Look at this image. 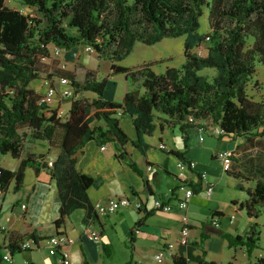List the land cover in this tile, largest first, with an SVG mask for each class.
Wrapping results in <instances>:
<instances>
[{"label": "trees", "instance_id": "trees-1", "mask_svg": "<svg viewBox=\"0 0 264 264\" xmlns=\"http://www.w3.org/2000/svg\"><path fill=\"white\" fill-rule=\"evenodd\" d=\"M21 2L36 10L25 12L10 6L6 0H0L2 153L20 158L28 139H47L51 144L58 143L74 164L76 157L71 155L91 138L98 139L102 144L118 141L123 147L120 155L127 154L124 145L130 140L145 152L149 145L145 135L155 130L157 117H164L170 126L178 125L185 140L189 127L209 129L213 124L224 129L223 136H264V100H254L248 93V84L256 71L255 61L260 60L264 64V0ZM205 8H208L211 26L208 33L200 30ZM184 34L186 59L180 66H168L164 72H157L150 63L136 68L116 63L132 51L137 41L151 44L163 37ZM248 36L254 38L252 46L247 45ZM207 37V52L199 54L194 48ZM51 44L66 50L79 44L91 45L100 56L112 61L113 73L123 72L138 84L127 89L119 101L105 96L108 78L97 79L93 69L87 70L83 81L78 80L70 70L59 69V75L50 72L44 79L55 82L56 78L67 76L73 87L67 113L60 116L58 107L61 102L40 103L42 92L33 86L34 81L40 78L41 61L52 53ZM204 67H213L216 71L213 75L201 73ZM81 90H90L96 96L91 101L74 96ZM125 114L132 117L137 130L135 138L130 137L121 123ZM23 127L30 131H22ZM176 153L186 158L183 153ZM130 164L141 172L136 162L132 160ZM46 165L53 164L30 154L20 159L17 169L0 166V189L6 191L14 181V190H20L27 166L39 171ZM74 171L75 188L87 194L93 176ZM227 171L237 177L242 176L233 170V163L231 170ZM187 182L195 192L202 190L199 179ZM246 191L247 196L240 202V207L246 210L249 217L258 218L264 208V179H258ZM148 213L150 211L145 214ZM223 213L222 210H214V214ZM64 214L62 208L61 215L55 220L57 226L63 223ZM144 218L135 223V230ZM224 236L229 245H244L252 254L260 245L259 222L253 221L245 233L224 232ZM32 237L36 238L34 234ZM22 240L17 242L10 235L8 250L11 254L22 248ZM104 250L108 253L106 244ZM172 258L175 264H189L191 259L216 264L214 260L193 255L190 249L186 255L180 251ZM85 263L93 264L88 260ZM126 264H130V260ZM252 264H264V256H259Z\"/></svg>", "mask_w": 264, "mask_h": 264}, {"label": "crops", "instance_id": "crops-1", "mask_svg": "<svg viewBox=\"0 0 264 264\" xmlns=\"http://www.w3.org/2000/svg\"><path fill=\"white\" fill-rule=\"evenodd\" d=\"M23 6L28 7L17 0V5L13 7L24 11ZM33 86L40 92L44 87L39 82ZM91 95L96 96L93 92ZM121 123L131 138L137 136L129 114L121 117ZM156 123L153 133L145 135L149 143L145 152L135 147L130 140L124 145L127 154L120 155L123 147L118 141L104 143L106 148L103 149L98 139L91 138L71 155L76 157L74 164L58 143L51 144L47 139H28L22 156L15 157L12 169H17L20 159L30 154L55 163L39 171L27 166L23 186L18 191L13 188L14 181L6 191L0 189V225H5V228L0 227V264H58L59 255L52 250L46 238L59 231L74 237V241L67 245L72 264H86L85 260L93 264H112L115 259L117 264H126L129 260L130 264H175L169 255L159 262L156 253L168 242L177 240L182 226L181 217L185 212L191 220L190 241L188 245H178L176 252L182 251L186 255L190 249L193 255L214 260L216 264H252L259 256H264V251L260 250L261 244L249 254L244 245H229L224 236V232L245 233L251 223L257 220L248 216L246 223L238 217L239 213L247 214L240 207L247 193L243 197H230V205L226 208L214 204L213 198L205 206H200V194L204 190L202 185V190L193 194L186 209L176 205L178 196L183 192L180 184L187 180L198 181L200 170H206L209 178L215 182L214 177L219 169L211 162L216 160L212 157L219 159V150L235 151L233 170L241 173L242 178L253 180L254 184L258 179H264V136L225 135L218 144H212L206 142L203 128L199 126L189 127L185 140L178 125L170 126L164 117L156 119ZM176 129H180L182 141L174 139ZM161 142L166 143L167 147H161ZM176 152L183 153L186 158H181ZM6 158L7 153L0 151V166L8 167ZM180 159H194L198 165L196 168L187 166L183 170L184 176H181L178 166ZM132 160L141 172L131 166ZM149 165L151 168H148ZM74 169L93 176L87 194L75 188ZM220 173L222 175V171ZM242 187L245 186L242 184ZM219 189L214 188V192ZM11 190L13 195L8 199ZM114 195L143 200L145 207L138 209L130 205L115 212L99 214L95 202L106 201ZM156 197L175 205L167 211L155 209ZM62 208L65 211L64 221L57 226L55 220L61 215ZM215 209L224 213L214 214ZM147 211H150L148 215L145 214ZM143 216L144 220L135 230V223ZM214 218H219V224L214 222ZM93 230L98 235L90 237L89 233ZM33 234L39 241L38 246L18 249L12 253L14 261L3 257L8 251L10 235L19 242ZM117 242L121 244L119 254L114 247ZM104 244L108 253L104 250ZM189 264L204 263L191 259Z\"/></svg>", "mask_w": 264, "mask_h": 264}, {"label": "rangeland", "instance_id": "rangeland-1", "mask_svg": "<svg viewBox=\"0 0 264 264\" xmlns=\"http://www.w3.org/2000/svg\"><path fill=\"white\" fill-rule=\"evenodd\" d=\"M6 2L11 6L17 5V0H6ZM23 8L25 12H34L36 10V8L33 6H23ZM201 22L202 25L200 30L206 33L210 32L211 26L209 22L208 8H205V12L201 16ZM185 37V34L179 36H167L151 44L142 41H137L132 51L127 54L124 58L117 60L116 63L130 66L132 68H136L144 63H150L151 67L157 72H164L168 66H180L186 59L184 53ZM253 40V36H248L247 45L252 46ZM208 43L209 39L207 37L200 45L195 46L194 50L197 51L199 54H205L207 52ZM50 46L52 53L49 57L41 61L39 65L41 68L40 78L34 81V84L35 82H39L40 84H42V87L44 86L43 90L46 89V85L43 81L44 77L48 76L50 72L55 75H59V69L72 71L75 77L80 81H83L85 79L86 72L88 69H93L96 73L97 79H103L105 77L108 78L105 96L119 101L122 100L123 95L127 89H129L132 85L136 83L138 84L137 81H131L130 78H127L125 73L123 72L113 73L111 71L112 61L108 58L100 56L94 48H88L87 44L76 45L70 50H66L65 48L60 47V54L53 53L54 46L52 44ZM255 66V75L248 84V93L252 99L257 101H263L264 64L260 60H256ZM215 71L216 69L213 67H204L200 70L201 73H207L209 75H213ZM62 87L63 86L58 84L59 91L62 90ZM91 94L92 92L90 90H81L80 92L75 93L74 96L91 101ZM60 102L62 106L68 108L70 97H63ZM52 103H57L56 98H53ZM158 115L161 116L160 113ZM159 118L161 117H157L156 119ZM123 127L125 129V126ZM21 130H27V132L30 131V129H27L26 127L21 128ZM180 134V129H176L174 139L182 141ZM202 134L206 136V142H210L212 144H218L220 139L223 138V136L219 137L209 129H203ZM212 158L216 160L212 161L211 163L215 166L216 169H219V172L216 173L217 176L214 177V183L217 184V186L215 184V188L220 187V189L216 191V193L214 192L212 196L206 195L205 191L203 190L200 194L199 205L205 206L208 201L213 198L214 204L226 208L230 205V197H232L233 195H236V197H243L247 193L246 189L248 187L254 186L255 184L253 180H249L248 178L237 177L234 174L228 173L224 170V168H222V163H220L221 161L219 159L215 157ZM6 162L8 164V167L13 168L15 163V157H13L10 153H7ZM220 171H222V175ZM219 174L221 175V177ZM242 184L245 186L244 188H242ZM12 195L13 191L11 190L9 191L8 199ZM238 217L247 223V214L242 215L241 213H239ZM257 220L259 221V229L261 230V233L263 230V235L261 234L260 239V250L264 251V208ZM114 247L117 250V253L119 254L121 244L117 242L114 244ZM117 263V259L112 261V264Z\"/></svg>", "mask_w": 264, "mask_h": 264}, {"label": "built area", "instance_id": "built-area-1", "mask_svg": "<svg viewBox=\"0 0 264 264\" xmlns=\"http://www.w3.org/2000/svg\"><path fill=\"white\" fill-rule=\"evenodd\" d=\"M88 48L93 49L91 45L87 46ZM61 49L59 46L55 45L53 48V53L60 54ZM47 58V57H45ZM46 89L42 91L41 97L39 99L40 103L43 104H51L53 98H56L57 102H60L63 97H70V100L73 96V87L70 85V80L67 76H60L55 79L54 81L44 79ZM58 84H60L62 87V90L59 91ZM67 113V108H65L62 105H59L58 107V115L65 116ZM190 119H193V117H190ZM209 130H211L213 133H215L217 136H223L225 133L224 129L217 124H213L209 126ZM203 136L201 135V138ZM161 147L166 148L167 145L164 142H161ZM101 147L104 149L106 148V144H102ZM235 151L231 149H224L219 150L217 152V157L221 160L222 166L224 170H231L232 163H233V155ZM49 164H53L52 160H49ZM198 165V162L194 159H180L178 161V166L180 167V175L184 176V168L187 166H190L191 168H196ZM148 168H151V165L148 166ZM199 180L202 182L203 188L205 192L208 195H211L214 192L215 183L209 178L208 172L206 170H200L199 171ZM183 192L182 195L178 196L176 205L179 207L186 209L189 206V201L193 194L195 193V190L193 186L188 184L187 182H182L179 186ZM134 206L135 208L141 209L145 207L143 200H131L126 195H114L109 196L106 201L98 200L95 202V208L96 211L99 214H107L111 212H115L119 208L125 207V206ZM175 204L171 201L165 200L161 197H156L154 200V208L160 209V210H170L173 208ZM25 207L26 204H23ZM182 226L180 229V234L176 241H170L167 243V245L163 248H161L156 253V258L159 262L163 261L166 255L173 256L176 251V247L178 245H188L190 241V233H191V220L189 217V214L186 212L182 215ZM214 222L216 224H219V218H214ZM1 228H5V225H0ZM98 232L93 230L91 233H89L90 237L97 236ZM47 243L52 248L54 252H56L59 255L60 261L58 264H72V258L70 254V250L68 248V244L74 241V237L69 235L65 231H59L57 233L51 234L46 238ZM39 245L38 239L34 237H27L22 240L21 247L22 248H32ZM3 257L5 259H8L10 261H14L13 255L8 250ZM26 264V263H25ZM82 264V263H79Z\"/></svg>", "mask_w": 264, "mask_h": 264}]
</instances>
